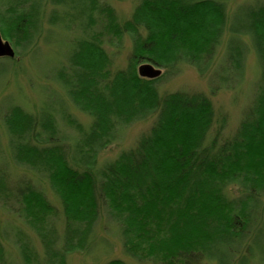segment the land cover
I'll use <instances>...</instances> for the list:
<instances>
[{"label": "trees", "instance_id": "obj_1", "mask_svg": "<svg viewBox=\"0 0 264 264\" xmlns=\"http://www.w3.org/2000/svg\"><path fill=\"white\" fill-rule=\"evenodd\" d=\"M232 2L138 0L122 23L101 0H0V32L16 52L6 62L55 27L68 25L75 44L57 73L61 100L36 114L12 105L1 120L8 147L0 145V209L44 249L36 254L15 228L23 264H69L72 254L94 252L103 217L135 264H264V0L231 12ZM127 39L126 67L115 69ZM252 53L259 70L253 101L227 137L211 96L244 84ZM144 64L162 76L141 78ZM188 67L208 77L210 96L162 93ZM70 108L90 127H79ZM150 118L135 147L99 163L121 130ZM13 168L48 181L62 211L30 181H15ZM14 263L0 242V264Z\"/></svg>", "mask_w": 264, "mask_h": 264}, {"label": "rangeland", "instance_id": "obj_2", "mask_svg": "<svg viewBox=\"0 0 264 264\" xmlns=\"http://www.w3.org/2000/svg\"><path fill=\"white\" fill-rule=\"evenodd\" d=\"M111 6L119 20L122 23L127 22L134 11L138 0H101ZM253 0H233L231 4V12L243 3ZM68 25L63 28H54L46 35L44 41L34 47L31 52L21 56L15 63H8L3 59L0 62V145L6 149L8 147V137L2 125V119L6 115L5 111L12 105H19L27 112L36 114L44 103L56 104L61 100L63 91L59 83L56 81L57 73L62 65H66L68 57L74 50V38L71 35ZM122 54L115 58V69H124L127 64V58L131 50V42L127 39L124 44ZM224 47L221 49L219 56L224 53ZM112 53V50H108ZM218 57V60L220 59ZM5 60V61H4ZM2 61V60H1ZM163 72V70H162ZM213 74V72H212ZM259 79V70L255 54L249 56L247 62L246 78L244 84L237 90L221 91L211 100L215 106L217 117H225L227 119L226 136H232L238 129L245 111L252 103L255 93V85ZM210 82L208 77H201L194 69L186 68L182 75L165 82L161 86L162 93H173L178 91L199 92L210 96ZM70 115L83 129L91 124V119L80 113L76 109L70 108ZM154 119L150 118L145 122L135 123L118 135V139L112 145H109L105 151L99 156V163L102 165L106 162L115 161L122 153L129 151L136 146L140 137L147 133ZM90 127V126H89ZM80 136L81 132L71 131ZM67 145V144H66ZM67 153L72 154L71 144H68ZM1 157V156H0ZM12 178L15 181L26 180L32 185L42 190L46 197L61 212L60 203L53 196L47 182L41 183L38 177L24 170L12 169ZM15 185V184H14ZM19 218L15 214H11L0 209V242L5 252L7 262L14 264H23L20 261L19 251L15 245L17 238L15 237L16 229L19 228L22 233H26L33 242L34 251L39 255L44 254L41 243L35 239L31 232H28L20 224ZM58 230H63L62 222H59ZM107 225L103 217L95 229L94 240L98 248L90 253H76L68 257L69 264H109L111 262H124L125 264H135V261L128 257L122 243L118 239V232L113 231V236L108 235ZM117 236V237H114ZM262 241V240H261ZM26 242H29L27 239ZM255 242V240H253ZM256 243V242H255ZM255 243L253 245H255ZM254 247V246H253ZM241 264V263H240Z\"/></svg>", "mask_w": 264, "mask_h": 264}, {"label": "water", "instance_id": "obj_3", "mask_svg": "<svg viewBox=\"0 0 264 264\" xmlns=\"http://www.w3.org/2000/svg\"><path fill=\"white\" fill-rule=\"evenodd\" d=\"M16 52L12 44L5 41L2 33L0 32V60L1 59H15ZM161 69L156 68L151 64L141 65L139 68V75L141 78L148 80H156L162 76Z\"/></svg>", "mask_w": 264, "mask_h": 264}]
</instances>
